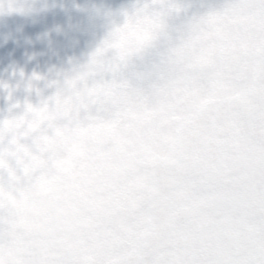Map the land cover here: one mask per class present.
Segmentation results:
<instances>
[{
	"label": "clouds",
	"instance_id": "obj_1",
	"mask_svg": "<svg viewBox=\"0 0 264 264\" xmlns=\"http://www.w3.org/2000/svg\"><path fill=\"white\" fill-rule=\"evenodd\" d=\"M0 264H264V0H0Z\"/></svg>",
	"mask_w": 264,
	"mask_h": 264
}]
</instances>
